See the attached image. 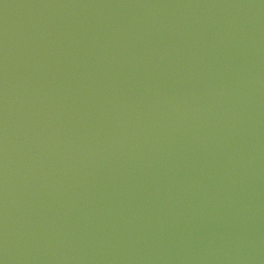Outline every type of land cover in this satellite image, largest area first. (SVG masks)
Listing matches in <instances>:
<instances>
[{
    "label": "water",
    "instance_id": "water-1",
    "mask_svg": "<svg viewBox=\"0 0 264 264\" xmlns=\"http://www.w3.org/2000/svg\"><path fill=\"white\" fill-rule=\"evenodd\" d=\"M0 264H264V0H0Z\"/></svg>",
    "mask_w": 264,
    "mask_h": 264
}]
</instances>
